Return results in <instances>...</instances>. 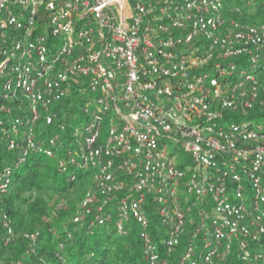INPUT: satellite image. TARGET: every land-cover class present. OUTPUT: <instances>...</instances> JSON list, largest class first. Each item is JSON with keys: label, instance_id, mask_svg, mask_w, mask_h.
<instances>
[{"label": "built area", "instance_id": "obj_1", "mask_svg": "<svg viewBox=\"0 0 264 264\" xmlns=\"http://www.w3.org/2000/svg\"><path fill=\"white\" fill-rule=\"evenodd\" d=\"M74 92L67 159L93 173L72 223L132 224L145 264H264V0H0V144L17 155L0 201L28 155L55 157L59 134L41 147L33 128Z\"/></svg>", "mask_w": 264, "mask_h": 264}, {"label": "trees", "instance_id": "obj_2", "mask_svg": "<svg viewBox=\"0 0 264 264\" xmlns=\"http://www.w3.org/2000/svg\"><path fill=\"white\" fill-rule=\"evenodd\" d=\"M81 102V97L74 92L53 104L48 114H54L55 118L48 126L44 125L45 113H39V121L33 128L35 142L45 147L46 137L59 134L55 157L49 159L41 151L32 152L25 163L14 170L9 190L1 194L0 204L11 220L14 233L12 241L4 245L5 232L0 222V264H145L138 231L132 224L128 235L121 236L112 225L99 226L90 235L83 225L72 223L74 211L85 193L92 189L93 172L76 167L67 159L68 152H74L77 145L74 129L79 128L85 118L80 121L75 117ZM60 125H63L62 131ZM16 158V151L9 152L0 144V164L11 166ZM61 161L63 165L59 166ZM69 170L74 172L66 176ZM54 194L61 202L48 212L45 201L53 200ZM143 210L150 223V234L157 241L158 219L154 208L149 203ZM45 217L49 218L46 222ZM35 234L38 237L32 240ZM227 264L239 262L230 258Z\"/></svg>", "mask_w": 264, "mask_h": 264}, {"label": "rangeland", "instance_id": "obj_3", "mask_svg": "<svg viewBox=\"0 0 264 264\" xmlns=\"http://www.w3.org/2000/svg\"><path fill=\"white\" fill-rule=\"evenodd\" d=\"M58 39V42H59V37H57ZM60 45V44H59ZM18 101L20 103V111H18V114H24V113H28L30 111V106L28 104V102L26 101L25 97H23L22 95H19L18 96ZM84 106V105H83ZM83 106L82 108H79V111L75 114V117L77 120H80L82 119V117L84 116L83 115ZM17 114L13 113V114H10L9 117H16ZM252 123H258L260 125H262V127L264 128V119H258V120H251ZM70 172H74V170H69L67 173H66V176H69ZM53 195V194H51ZM50 197V194L47 195V199H49ZM64 201V200H62ZM45 202H47V211L49 212L51 210V208L57 203V202H61V198H57V195L54 194V197H53V200L51 201H48L46 200ZM49 218H44V222L48 221Z\"/></svg>", "mask_w": 264, "mask_h": 264}]
</instances>
